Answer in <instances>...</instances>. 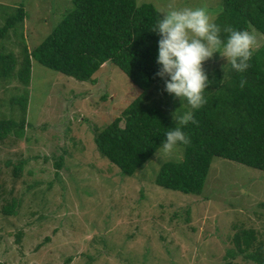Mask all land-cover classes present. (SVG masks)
Returning <instances> with one entry per match:
<instances>
[{"label": "rangeland", "instance_id": "374dc122", "mask_svg": "<svg viewBox=\"0 0 264 264\" xmlns=\"http://www.w3.org/2000/svg\"><path fill=\"white\" fill-rule=\"evenodd\" d=\"M167 2L143 0L156 10ZM204 4L218 16L222 11V0H177L180 7ZM18 7L27 16L16 33L0 39V52L20 61L21 41L35 48L72 3L0 0V26ZM254 31L257 50L264 37ZM229 66L219 52L204 62L211 75H226ZM165 79L143 91L114 65L80 82L32 61L23 135L0 142V264H225L241 230L264 245V172L216 157L202 193L187 195L153 182L164 162L181 159V147L160 159L155 153L129 178L98 153L95 136L133 100L153 95L155 105L172 107ZM19 85L0 81V120H20L10 103L22 93ZM10 197L20 206L6 216L1 209ZM231 263L252 264L242 256Z\"/></svg>", "mask_w": 264, "mask_h": 264}, {"label": "trees", "instance_id": "16d2710c", "mask_svg": "<svg viewBox=\"0 0 264 264\" xmlns=\"http://www.w3.org/2000/svg\"><path fill=\"white\" fill-rule=\"evenodd\" d=\"M71 3L72 9L35 48L29 50L21 41L20 61L13 53L0 52V81H15L22 89V93L10 98V103L18 106L21 118L18 122L0 120V142L11 133L23 135L32 61L80 82H92L103 65H114L143 91L161 79L156 75L160 70L156 61L161 37L152 31L160 14L153 5L143 3L137 9L136 0H71ZM222 4L216 23L225 42L226 25L241 31L253 29L264 37V0H222ZM26 16L24 8L18 7L0 26V39L10 32L16 33ZM249 65L243 73L230 65L226 75L207 74L210 81L204 91L207 103L199 109H192L186 99L175 96L170 108L166 104L155 105L153 95L133 100L95 136L98 153L115 165L121 176L132 177L160 149L165 133L177 126L170 112L178 111L179 115L191 112L196 123L182 126L190 143L177 145L183 149L179 161H167L160 166L153 181L156 186L198 195L216 157L264 172V44L254 51ZM242 78L247 81L243 88ZM56 167H61V157ZM22 168L20 162L13 173L19 175ZM4 201L2 213L17 214L20 201L14 197ZM255 240L251 230L235 233L234 247L225 255V260L230 261L225 264H232L239 256L252 264H264V245L256 244Z\"/></svg>", "mask_w": 264, "mask_h": 264}, {"label": "clouds", "instance_id": "9594fccd", "mask_svg": "<svg viewBox=\"0 0 264 264\" xmlns=\"http://www.w3.org/2000/svg\"><path fill=\"white\" fill-rule=\"evenodd\" d=\"M143 0H137L136 8L142 6ZM160 18L152 31L161 37L158 41L156 73L165 79V90L180 100L186 99L192 109H199L207 103L204 91L210 84L204 70V62L219 52L228 64L237 72L243 73L249 68L254 51L260 46L254 30H237L226 25V42L221 38V27L216 23L218 13L210 10L209 5L197 7H180L177 0L157 8ZM247 81L241 79L243 88ZM175 127L166 133V139L156 151L158 159L170 156L177 145L189 144L190 138L182 130L189 122L196 123L191 112L179 115L173 113Z\"/></svg>", "mask_w": 264, "mask_h": 264}]
</instances>
